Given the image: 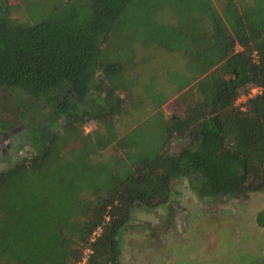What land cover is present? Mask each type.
Listing matches in <instances>:
<instances>
[{
	"label": "trees",
	"instance_id": "16d2710c",
	"mask_svg": "<svg viewBox=\"0 0 264 264\" xmlns=\"http://www.w3.org/2000/svg\"><path fill=\"white\" fill-rule=\"evenodd\" d=\"M3 132L0 264H123L178 180L264 191V0H0Z\"/></svg>",
	"mask_w": 264,
	"mask_h": 264
},
{
	"label": "rangeland",
	"instance_id": "374dc122",
	"mask_svg": "<svg viewBox=\"0 0 264 264\" xmlns=\"http://www.w3.org/2000/svg\"><path fill=\"white\" fill-rule=\"evenodd\" d=\"M175 100L164 105L168 114ZM245 100L242 96L238 101ZM95 128V123H87L84 132ZM26 142L24 136L1 133L0 163L7 153L25 154ZM104 151L106 157L113 152ZM263 208L264 191L202 199L186 179H180L169 203L135 210L123 233V264H264V227L257 223Z\"/></svg>",
	"mask_w": 264,
	"mask_h": 264
},
{
	"label": "built area",
	"instance_id": "2783aa9c",
	"mask_svg": "<svg viewBox=\"0 0 264 264\" xmlns=\"http://www.w3.org/2000/svg\"><path fill=\"white\" fill-rule=\"evenodd\" d=\"M259 91V89L256 87V88H253L252 89V91L249 93V94H247V95H242L243 97H245L246 98V100H245V102L243 103V104H240L239 103V99H240V97H242V96H240L237 100H236V105L240 108V109H242V110H246V108H247V101L249 100V98L250 97H252V96H254V94L255 93H257ZM99 231V230H98ZM97 233V232H96ZM95 233V234H96ZM85 263V262H84Z\"/></svg>",
	"mask_w": 264,
	"mask_h": 264
},
{
	"label": "flooded vegetation",
	"instance_id": "af4514ba",
	"mask_svg": "<svg viewBox=\"0 0 264 264\" xmlns=\"http://www.w3.org/2000/svg\"><path fill=\"white\" fill-rule=\"evenodd\" d=\"M3 133H4V132H3ZM3 133H2V134H3ZM5 134H8V132L5 133ZM13 134H14V133H13ZM9 135H10V134H9ZM3 164H4V163H0V166H1V165L3 166ZM235 197H237V196H235Z\"/></svg>",
	"mask_w": 264,
	"mask_h": 264
}]
</instances>
